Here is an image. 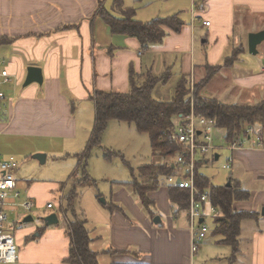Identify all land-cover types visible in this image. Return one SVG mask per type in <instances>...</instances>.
Listing matches in <instances>:
<instances>
[{"label":"crops","instance_id":"obj_1","mask_svg":"<svg viewBox=\"0 0 264 264\" xmlns=\"http://www.w3.org/2000/svg\"><path fill=\"white\" fill-rule=\"evenodd\" d=\"M114 3L107 0H0V64L10 74L9 82L1 86L6 99L0 115V160L14 157L18 165L24 167L19 157L31 160L40 154L46 160L49 154H59L60 159H64L63 155L82 153L90 139L87 138L88 127L96 115L90 96L96 91L129 93L132 73L139 77V84L145 81L143 75L149 70L163 79L167 77L160 82L165 86L173 79H177L178 85L182 78L196 84L195 80L206 79L207 67L222 65L202 96L230 105H254L264 101V41L258 46L257 55L249 52V35L264 31V0L194 1L204 10L198 13L196 4H192L188 15L181 11L161 16L179 14L182 29L175 32L176 29L165 27L164 40L147 50L142 49L136 38L114 34L98 16L103 5L112 15L121 17ZM123 6L137 8L135 3L125 0ZM144 11L145 8L137 9L135 19L149 22L155 15H163ZM197 16L201 18L198 20ZM204 20L211 22L209 27L203 25ZM241 49L236 61L226 67V60ZM30 67L42 69V85L32 83L24 87ZM156 86L152 93L155 100L170 101L174 97L175 91L170 99H156ZM89 111L94 114L86 119V137H82L80 120ZM216 133L219 131L216 130L215 136ZM243 145L234 151L226 148L233 159L232 174L226 185L233 180L250 193L248 200L233 203L235 212L259 213L260 216L240 222L236 250L224 242L222 234L215 230L210 233L209 229L194 254L189 211H175L167 182L149 194L155 202L150 215L126 186L115 184L124 182L113 181L118 186L110 202L118 209L111 211L105 206L109 210L107 221L94 225L93 229L88 224L96 239L90 249L99 254V263L102 264L101 258L105 256L106 264H264L261 213L264 149L256 146L253 138ZM218 157L216 161L221 158ZM76 169L79 172L78 160ZM26 173L18 169L15 173L20 201L32 200L36 207L39 205L37 209H46L53 201L50 199L56 197L53 191L59 188L58 184L41 180L25 183L21 177ZM22 190L27 193L24 197ZM47 198L49 201L45 204L43 200ZM210 206L207 204L206 209ZM8 209L20 210L11 205ZM220 215L218 211L207 217L206 223L212 218L215 226V218ZM17 216L19 220L18 213ZM156 217L161 220L159 224L154 223ZM8 222L11 225L9 215ZM101 225L106 231L101 230L104 229ZM38 236L42 237L38 244L32 243L22 250L20 264H63L69 256L70 244L64 227L49 228L41 233H35L33 228L24 229L18 232V243L23 245L25 239L30 241ZM99 242H103V247L98 250Z\"/></svg>","mask_w":264,"mask_h":264},{"label":"trees","instance_id":"obj_2","mask_svg":"<svg viewBox=\"0 0 264 264\" xmlns=\"http://www.w3.org/2000/svg\"><path fill=\"white\" fill-rule=\"evenodd\" d=\"M114 5L121 17L112 15L103 5L98 10V16L105 21L114 34L138 39L144 50L149 49L152 45L160 44L164 40L165 27L180 32L183 26L179 14L141 22L135 19L136 10L134 8H124L123 0H115ZM241 51L242 49L237 50L232 57L228 58L225 66H231ZM221 68L222 65L207 67L206 79L194 84L193 92L188 79L182 78L170 101H157L153 98L152 93L155 86L166 80L167 77L163 79L150 70L143 75L145 81L142 84L137 83L139 79L137 75L131 74V91L129 93L96 91L91 95L90 99L94 102L96 110L95 125L85 150L76 155L78 169L83 175L78 183L83 184L91 181L87 171L88 161L93 150L102 145V139L110 121L126 123L133 126L138 133L149 135L155 160L138 169L139 178L131 169L133 179L118 184L126 186L139 199L143 208L150 211V215L153 213L152 208L155 206V202L149 194L158 191L169 177L174 176L178 171L176 165L175 168L173 167L174 160L175 156L183 150V146L175 138V132L180 114L187 115L192 110V101L195 113L198 116L213 119L216 130L223 132V139L229 146L235 143L242 144L249 140L248 128L250 127L264 130V101L254 105H230L202 96L206 85ZM118 156L119 153L104 149V159L113 160ZM170 158L173 160L170 161ZM196 185L200 193L209 194V204L221 214L215 218V232L222 234L225 237L224 242L236 250L240 222L260 216L259 213L235 212L233 210V203L238 200H248L250 193L243 190L240 185L234 184L233 180L229 185L214 186L205 175L199 173L196 176ZM168 189L170 202L175 211L188 212L189 191L181 189L174 183H168ZM77 197V188L73 187L65 196L66 205L61 206L65 212H71L73 217L64 226L66 236L70 241L69 256L64 260V263L100 264L99 254L90 249V244L96 239L92 237V231L88 228L89 223L83 217L84 213L79 218L72 208V203ZM105 206L111 211L118 209L111 202H106ZM44 230L45 227L40 228L39 233Z\"/></svg>","mask_w":264,"mask_h":264},{"label":"rangeland","instance_id":"obj_3","mask_svg":"<svg viewBox=\"0 0 264 264\" xmlns=\"http://www.w3.org/2000/svg\"><path fill=\"white\" fill-rule=\"evenodd\" d=\"M110 1L111 4L114 3V0H107ZM131 4H136L137 9L141 10L145 8V11H153L154 15L158 12L163 15H155V17L151 18L150 20L161 17V16H170L174 13L183 12L187 14V11L192 10L194 4V0H125ZM136 1V2H135ZM169 14V15H168ZM181 15H183L181 13ZM149 20V21H150ZM148 22V21H146ZM192 83L194 81L192 80ZM195 83H199L195 80ZM177 86V79L171 80V82L165 86L162 84H158L156 86V99L167 100L172 98L173 92L176 91ZM194 90V89H193ZM192 90V91H193ZM204 97V96H203ZM95 109V107H94ZM94 113L88 112L80 120V131L82 133V137H86V119L90 118ZM95 125V117L93 121L89 125L87 138H90L92 130ZM223 132L219 131L216 133L215 136V145L221 147L217 149L214 154H218L221 156L219 161L210 160L208 164H205L200 167L199 174L205 175L214 186H225L228 182L229 177L232 174L231 170H225L223 168L224 163L227 161L229 157V152L226 149L228 144L222 138ZM82 149V151H84ZM59 149V147H57ZM104 149H108L119 153V156L113 158L111 162H107L104 160ZM60 150V149H59ZM81 151V152H82ZM65 151L64 154H66ZM229 153V154H228ZM60 155L58 154H49L46 156L45 162H41L38 159L32 158L31 160L27 157H19V160L24 162V167L17 168L18 171L23 172L27 171L25 177H21V180L25 183L29 180H41L42 182H49V183H57L58 189H55L54 195L56 196L55 199L49 204H53L55 207L54 209H37L23 215L24 212L18 210V212L12 211V209H8L7 213L11 220V225L13 226L12 233L15 238V242L19 249V258L22 250L27 247L28 245L35 243L38 244L42 237L38 236L32 238L30 241L25 239L23 245H19L18 243V232L22 231L27 228H33L39 232L40 228L45 227V230L54 227H64L66 222L73 219L71 216V212H65L61 206L66 205L65 196L69 194L73 187L77 188L78 197L73 201L72 208L76 211L79 218H81V214L84 213V216L87 221L89 222V226L91 225L90 229L95 228L94 225H99L102 221H107L106 215H109V210L105 207L106 202L111 201V194L116 190L118 185L112 183L113 181L117 182H128L133 179V175L131 173V169L134 170V174L137 178H139V171L138 169L145 164L151 163L155 160L152 154L151 142L149 135L146 133H138L133 126H129L126 123H120L117 121H110L108 128L106 129L103 139H102V146L97 147L93 150L91 158L88 164V174L91 177L90 182H86L83 184H79L78 180L83 178L81 172L77 171V156H65L63 155L64 159H60ZM170 161L173 159L170 158ZM169 183V181H166ZM22 195L27 194L26 191L22 190ZM62 195V198L60 199ZM25 195H23L24 197ZM19 197L17 202H20ZM64 198V199H63ZM136 198V197H135ZM136 200H138L136 198ZM49 201V198L43 200L45 204ZM62 202V205H61ZM38 203V202H37ZM39 204V203H38ZM41 207V206H40ZM17 211V210H16ZM16 213L18 216L16 218ZM56 213L59 218V223L57 225H53L50 227L45 226L43 219L48 217L50 214ZM23 215V216H22ZM28 216H32L33 220L25 222V218ZM18 220V221H17ZM95 223V224H94ZM207 225L210 229V233L214 232L215 226L214 221L212 218L207 220ZM104 229L102 231H106L104 225H101ZM101 231V232H102ZM99 234L101 233L98 231ZM35 236V235H34ZM211 239V238H210ZM98 250L103 247V242H99ZM104 257V258H103ZM101 258L102 264H106L105 256ZM40 262H44L43 260L39 259ZM16 264H20L17 261ZM63 264H65L63 262Z\"/></svg>","mask_w":264,"mask_h":264},{"label":"built area","instance_id":"obj_4","mask_svg":"<svg viewBox=\"0 0 264 264\" xmlns=\"http://www.w3.org/2000/svg\"><path fill=\"white\" fill-rule=\"evenodd\" d=\"M197 1L198 0H194ZM195 3V4H196ZM194 4V5H195ZM201 13L204 7L196 4V11ZM201 18L200 16L196 17ZM199 20V19H198ZM210 21H203V25L209 27ZM10 74L3 69L0 64V115L4 108L6 96L1 90L3 83L9 82ZM192 90L194 83L191 82ZM193 92V91H192ZM189 114H180L175 132V138L183 146L180 154L175 156L174 168L177 166L179 174L169 177V183L178 185L181 189H186L190 194L189 216L194 231L192 238V252L195 254L199 248V244L203 242L209 232L206 219L215 215L218 210L210 206L207 210L206 205L209 204V194L200 193L196 185V176L200 167L207 164L210 160H214V152L221 147L215 145V121L204 116H198L193 109ZM249 138H253L256 146L264 149V130L254 127L248 128ZM244 147L242 144L235 143L227 147L230 151ZM176 165V166H175ZM233 165L232 157H229L224 168L230 170ZM18 168V161L14 157L6 160H0V264H16L19 260V249L12 233L13 226L8 222L7 206L19 207L24 213H31L36 208V204L32 200H23L17 202L20 197L18 191L15 173ZM48 209L54 208L53 204L47 205ZM204 221L200 223V220Z\"/></svg>","mask_w":264,"mask_h":264},{"label":"water","instance_id":"obj_5","mask_svg":"<svg viewBox=\"0 0 264 264\" xmlns=\"http://www.w3.org/2000/svg\"><path fill=\"white\" fill-rule=\"evenodd\" d=\"M264 41V31L258 32V33H251L249 35V52L252 55L258 54V46ZM32 83H38L40 85L43 84V73L42 69L37 67H30L28 69V76L26 78L24 87H27L31 85ZM34 159H38L42 163L45 162V156L44 155H35L33 157ZM218 155L216 156V160H218ZM262 216L264 217V208L262 209ZM32 216H28L25 218V222L32 221ZM204 220L201 219L200 223H202ZM43 222L45 223V226L50 227L53 225H57L59 223V218L56 213L50 214L48 217L43 219ZM161 222L159 217H156L154 219V223L159 224Z\"/></svg>","mask_w":264,"mask_h":264}]
</instances>
